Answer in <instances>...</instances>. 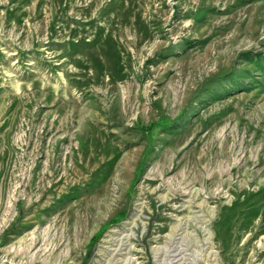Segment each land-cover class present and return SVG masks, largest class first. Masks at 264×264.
I'll list each match as a JSON object with an SVG mask.
<instances>
[{
  "label": "rangeland",
  "instance_id": "rangeland-1",
  "mask_svg": "<svg viewBox=\"0 0 264 264\" xmlns=\"http://www.w3.org/2000/svg\"><path fill=\"white\" fill-rule=\"evenodd\" d=\"M125 263L264 264V0H0V264Z\"/></svg>",
  "mask_w": 264,
  "mask_h": 264
},
{
  "label": "bare ground",
  "instance_id": "bare-ground-1",
  "mask_svg": "<svg viewBox=\"0 0 264 264\" xmlns=\"http://www.w3.org/2000/svg\"><path fill=\"white\" fill-rule=\"evenodd\" d=\"M222 173H223V171H222ZM208 177V176H207ZM194 193V192H193ZM195 195H196V193H195ZM193 197V196H192ZM40 240V238L39 237H36L35 238V244L38 242ZM122 245V244H121ZM122 248V247H121ZM183 249V248H182ZM177 250V249H176ZM170 251V250H169ZM182 251V250H181ZM184 251V250H183ZM180 258V257H179ZM179 258H178V260H179ZM170 260V259H169ZM126 264V263H125Z\"/></svg>",
  "mask_w": 264,
  "mask_h": 264
}]
</instances>
